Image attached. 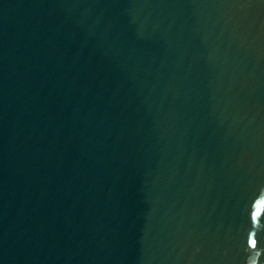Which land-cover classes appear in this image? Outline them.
<instances>
[{
    "label": "water",
    "instance_id": "water-1",
    "mask_svg": "<svg viewBox=\"0 0 264 264\" xmlns=\"http://www.w3.org/2000/svg\"><path fill=\"white\" fill-rule=\"evenodd\" d=\"M0 264H264V0H0Z\"/></svg>",
    "mask_w": 264,
    "mask_h": 264
}]
</instances>
